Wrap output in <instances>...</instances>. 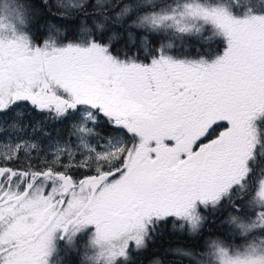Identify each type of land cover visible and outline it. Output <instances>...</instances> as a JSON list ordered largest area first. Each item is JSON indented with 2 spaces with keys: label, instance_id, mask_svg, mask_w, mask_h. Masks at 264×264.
I'll use <instances>...</instances> for the list:
<instances>
[{
  "label": "snow or ice",
  "instance_id": "obj_1",
  "mask_svg": "<svg viewBox=\"0 0 264 264\" xmlns=\"http://www.w3.org/2000/svg\"><path fill=\"white\" fill-rule=\"evenodd\" d=\"M47 7L0 0V264H139L169 224L174 264H264V0Z\"/></svg>",
  "mask_w": 264,
  "mask_h": 264
},
{
  "label": "trees",
  "instance_id": "obj_2",
  "mask_svg": "<svg viewBox=\"0 0 264 264\" xmlns=\"http://www.w3.org/2000/svg\"><path fill=\"white\" fill-rule=\"evenodd\" d=\"M43 2L44 0H37L38 4H42ZM54 2L55 0H47L48 7L39 9L40 12L45 15V18L40 21L41 30H43L44 26L49 22L58 23V21L53 19V15L56 13V9L52 7ZM222 47V44H218L219 49L222 50ZM66 131H68L67 126L62 125L61 132L64 133ZM55 132H57V128L55 129ZM230 211V206H225V208L218 213L204 212V215L207 217L203 228L205 238H211L213 236H215V238L219 236L222 239L225 238L224 234H226V232L223 227L228 224ZM193 244V240H191L186 234H177L172 229L171 224H169L162 237L156 239L143 255L138 257L139 264H149L157 259L161 260L162 264H174L178 258L173 253L169 252L168 249H174L176 247H184L185 249H188L193 247ZM81 258L82 254L81 257H72V260L78 264ZM182 264H189V261L185 259Z\"/></svg>",
  "mask_w": 264,
  "mask_h": 264
},
{
  "label": "rangeland",
  "instance_id": "obj_3",
  "mask_svg": "<svg viewBox=\"0 0 264 264\" xmlns=\"http://www.w3.org/2000/svg\"><path fill=\"white\" fill-rule=\"evenodd\" d=\"M62 127V126H61ZM62 129V128H61ZM59 128H57V132L59 133ZM60 133H62V132H60ZM223 229L225 230V232L227 233L230 229H231V225L228 223L227 224V226H225V227H223ZM224 236H225V234H224ZM224 236H221V237H224ZM212 239H215V236H213V237H211ZM217 238V237H216ZM219 238H220V236H219ZM222 239V238H221ZM201 245H203V242H201ZM197 251H204L205 249L201 246L200 248H197L196 249ZM149 264H153V261L152 262H150Z\"/></svg>",
  "mask_w": 264,
  "mask_h": 264
},
{
  "label": "flooded vegetation",
  "instance_id": "obj_4",
  "mask_svg": "<svg viewBox=\"0 0 264 264\" xmlns=\"http://www.w3.org/2000/svg\"><path fill=\"white\" fill-rule=\"evenodd\" d=\"M61 126H62V125H61ZM61 126H59V127H58V128H59V130H58V131H59V133L61 132V128H62Z\"/></svg>",
  "mask_w": 264,
  "mask_h": 264
}]
</instances>
